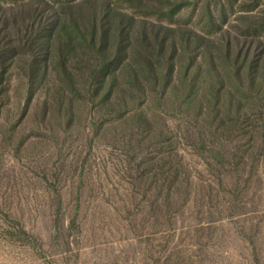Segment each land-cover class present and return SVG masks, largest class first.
Returning <instances> with one entry per match:
<instances>
[{
    "label": "rangeland",
    "instance_id": "374dc122",
    "mask_svg": "<svg viewBox=\"0 0 264 264\" xmlns=\"http://www.w3.org/2000/svg\"><path fill=\"white\" fill-rule=\"evenodd\" d=\"M5 13L0 264H264V0Z\"/></svg>",
    "mask_w": 264,
    "mask_h": 264
},
{
    "label": "trees",
    "instance_id": "16d2710c",
    "mask_svg": "<svg viewBox=\"0 0 264 264\" xmlns=\"http://www.w3.org/2000/svg\"><path fill=\"white\" fill-rule=\"evenodd\" d=\"M98 6H100L98 4ZM2 21L0 22V65H2L0 78L5 76L6 73V58L8 54L14 53L18 48L24 50L23 52L34 53L30 50V46L28 45L29 39L32 34L29 32L27 28L22 25V19L17 15L11 13H5L1 15ZM77 25V24H75ZM76 32L79 38L83 39V36L80 34V31L76 29ZM95 34V32L93 33ZM91 35L89 39V45L93 48L96 47L97 37L95 35ZM52 36V35H51ZM258 43L262 49V53L257 57L255 56V66L256 68L264 67V45L261 40L258 38ZM96 49V48H95ZM259 77V76H258Z\"/></svg>",
    "mask_w": 264,
    "mask_h": 264
}]
</instances>
